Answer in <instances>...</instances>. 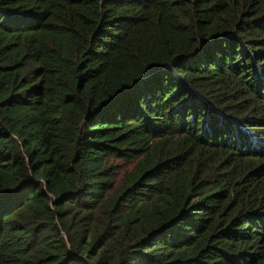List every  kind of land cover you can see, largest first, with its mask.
<instances>
[{
    "label": "trees",
    "instance_id": "obj_1",
    "mask_svg": "<svg viewBox=\"0 0 264 264\" xmlns=\"http://www.w3.org/2000/svg\"><path fill=\"white\" fill-rule=\"evenodd\" d=\"M0 264H264V0H0Z\"/></svg>",
    "mask_w": 264,
    "mask_h": 264
},
{
    "label": "rangeland",
    "instance_id": "obj_2",
    "mask_svg": "<svg viewBox=\"0 0 264 264\" xmlns=\"http://www.w3.org/2000/svg\"><path fill=\"white\" fill-rule=\"evenodd\" d=\"M122 166V165H121ZM122 167H124V166H122Z\"/></svg>",
    "mask_w": 264,
    "mask_h": 264
}]
</instances>
